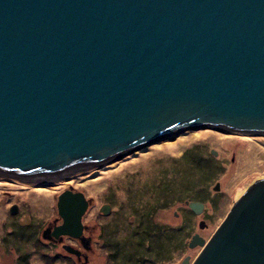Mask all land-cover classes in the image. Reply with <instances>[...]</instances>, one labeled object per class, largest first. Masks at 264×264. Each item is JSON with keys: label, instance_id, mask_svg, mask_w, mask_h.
Instances as JSON below:
<instances>
[{"label": "water", "instance_id": "obj_1", "mask_svg": "<svg viewBox=\"0 0 264 264\" xmlns=\"http://www.w3.org/2000/svg\"><path fill=\"white\" fill-rule=\"evenodd\" d=\"M211 125L264 135V0H0V176L54 178ZM88 206L63 191L43 237L80 238ZM197 245L193 264H264V180Z\"/></svg>", "mask_w": 264, "mask_h": 264}, {"label": "rangeland", "instance_id": "obj_2", "mask_svg": "<svg viewBox=\"0 0 264 264\" xmlns=\"http://www.w3.org/2000/svg\"><path fill=\"white\" fill-rule=\"evenodd\" d=\"M221 128L224 127L211 125L203 129H183L176 135L164 137L114 161L96 163L60 175L63 178L60 181H56L58 176L28 180L27 184L0 176V232H5L11 225L7 211L16 206L13 204L20 205L22 213L29 212L37 224L45 222L43 226L47 225L46 222L58 217L57 197L63 191L70 190L81 192L89 200L90 209L85 219L102 228L99 244L95 241L94 247L95 253L101 251L103 263L109 246L126 240L132 244L134 237L141 235L147 225L157 228L156 232L158 235L161 233V237L172 234L159 246L163 251L172 241L175 243L174 230L167 228L180 227L176 214L185 211L182 207L184 198L197 200V192L202 189L205 192L200 198L212 201L215 216L223 217L248 188L264 180H260L264 178V135L232 129L222 132ZM177 140L181 141L175 143ZM212 151L216 153L215 156ZM189 152V155L199 156V164L196 165L185 155ZM202 168L211 173L203 179L196 192L170 197L185 189L189 182H196ZM67 183L73 188H69ZM166 184L171 186L172 192L170 187L163 191ZM216 184L219 185L218 191L213 190ZM57 187L60 190H55ZM104 205L110 207L108 215L100 212ZM22 213L18 212L17 215ZM187 215L191 220L187 217L186 228L177 235L186 239V230H191L193 225L192 217ZM24 223L26 221H22ZM151 233L155 234L153 231ZM95 234L98 236V231ZM119 259L123 261V258ZM113 263L109 259L105 264Z\"/></svg>", "mask_w": 264, "mask_h": 264}, {"label": "flooded vegetation", "instance_id": "obj_3", "mask_svg": "<svg viewBox=\"0 0 264 264\" xmlns=\"http://www.w3.org/2000/svg\"><path fill=\"white\" fill-rule=\"evenodd\" d=\"M264 179V178H260ZM69 188H73L69 183L66 184ZM65 186V184H64ZM60 190V188H55ZM63 191V190H62ZM187 202L199 203L202 209L199 214H195L187 206ZM183 209L176 214L179 219L178 225L175 228L178 232L175 234V243L172 241L162 252L164 256L158 261L155 252L158 251L155 242H143L139 249L143 255L137 256L130 261L131 264H193L203 247L197 245L189 247V241L193 235H197L200 239L207 243L213 236L219 225L225 219L226 214L222 217L215 216L214 204L210 200H184ZM15 214L10 212V226L6 231L0 232V264H105L109 261L110 256L105 257V263L101 258V251L96 252L94 247L95 241H100L99 235L102 233V228L97 227L93 221L85 219L90 207L87 209L81 219L82 233L80 238L60 236L58 238L43 237V230H52L54 226L61 224V219L54 218L53 221L44 223L34 222L29 212L22 213V208L18 204H13ZM12 205V206H13ZM217 211V210H216ZM22 213L17 215V213ZM8 213V214H9ZM189 214L192 217V229L186 230L188 238H183L179 235L186 228ZM178 215V216H177ZM188 217V218H187ZM222 217V218H221ZM92 219V218H91ZM191 220V218H189ZM134 220V219H133ZM22 221L26 223L22 224ZM92 222V223H90ZM33 227H32V226ZM172 231V227L167 228ZM98 231V236L94 232ZM190 234V235H189ZM149 236L155 234L149 233ZM82 239L84 241H82ZM164 240V239H163ZM68 246L72 252H66L63 247ZM98 248L99 245H98ZM108 256V258H107ZM175 259V260H174ZM98 261V263L96 262ZM174 261V262H173ZM123 264V263H122Z\"/></svg>", "mask_w": 264, "mask_h": 264}, {"label": "trees", "instance_id": "obj_4", "mask_svg": "<svg viewBox=\"0 0 264 264\" xmlns=\"http://www.w3.org/2000/svg\"><path fill=\"white\" fill-rule=\"evenodd\" d=\"M190 153L191 152H189V153H187L185 155L189 156L190 160H192V162H194L196 165L199 164L198 163L199 162V160H198L199 156L198 155H189ZM205 164H209V163L205 162ZM210 173L211 172L208 169L202 168L201 173L198 174L199 178L196 180V182H194V183L193 182H189L187 184V186L185 187V189H182L181 191L175 192L176 194L174 196H170V197L175 198V197L182 196L184 194H188L189 192L190 193L196 192L197 188L201 187V185L203 183V179L206 178V177L208 178V175ZM195 186H196V188H195ZM169 187H170V190H171V186L166 184L165 185V189L163 191L164 192L167 191L169 189ZM172 190L170 192H172ZM204 192L205 191H203L202 189H200L197 192L198 198L200 200H202L201 198H203L202 196H204ZM185 199H188V198H184V200ZM190 200H196V199H190ZM163 204H164V202H163ZM144 229L145 230L141 233V235L138 234L139 235L138 237H134V241H133L132 244L130 243L129 240H126L123 243H120V244L115 243V244H112L111 246H109L110 250L108 251V255L110 256V260L114 261L113 264H122L123 262H128L129 263L130 261H132L131 259H133V258H135L137 256L143 255L142 251H140V249H139V246L143 242L147 243L148 241L155 242V244L157 246V249H158V251L155 252V256L158 259V261L163 258L164 253L159 249V246L163 243V239H167L168 237H171L172 234H167V235L161 237L162 234L160 233L158 235V231L156 232L157 228H155V227H151V226L147 225ZM173 230H174V234H176L178 232V230H176V229H172V231ZM152 231L155 233V235L149 236L148 234L151 233ZM124 249H126L125 251H127L129 253L127 254L125 251L122 252V250H124ZM119 257L123 258V261H120Z\"/></svg>", "mask_w": 264, "mask_h": 264}, {"label": "bare ground", "instance_id": "obj_5", "mask_svg": "<svg viewBox=\"0 0 264 264\" xmlns=\"http://www.w3.org/2000/svg\"><path fill=\"white\" fill-rule=\"evenodd\" d=\"M221 131H222V132H227V131H226V128H221ZM250 135H251V134H250ZM253 135H254V134H253ZM178 141H181V140H177L175 143H177ZM174 145H175V144H174ZM174 145L169 146V147L171 148V147H173ZM57 177H58V176H57ZM54 178H55V177H54ZM61 179H63V178H61V177L59 176L58 178H56V181H60ZM24 182L27 183V184L29 183L28 180H26V181H24ZM29 185H31V184H29Z\"/></svg>", "mask_w": 264, "mask_h": 264}]
</instances>
